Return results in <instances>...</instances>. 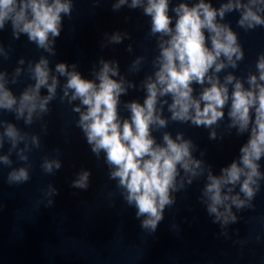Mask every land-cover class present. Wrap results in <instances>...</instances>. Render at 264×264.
<instances>
[{
	"label": "clouds",
	"instance_id": "clouds-1",
	"mask_svg": "<svg viewBox=\"0 0 264 264\" xmlns=\"http://www.w3.org/2000/svg\"><path fill=\"white\" fill-rule=\"evenodd\" d=\"M127 2L118 0L113 10ZM128 6L132 9L142 7L144 15L151 18L150 34L159 35V54L153 62L156 70L143 81V102L125 103L130 115L121 119L120 98L134 85L120 76L118 64L103 59L99 62V70L93 72L94 79L84 78L75 64L69 71L66 63H58L55 71L66 77L60 100L63 102L67 98L69 104L79 101L72 108L79 114L76 126L83 133L91 153L97 158L104 153V161L111 169L109 178L117 181L127 205L136 209V218H143L142 229L155 232L166 206L175 203L171 193L185 187L181 170L188 184L206 171L202 202L208 214L214 217L213 223H220L222 228L236 223L238 217L232 208L237 211L253 208V201L261 190L260 180L264 179L258 163L264 157V52L255 62L258 74L249 72L246 77L237 78L228 73L221 82L219 73L227 68H238V62L245 59L238 33L230 23L221 21L226 14L239 12L238 28L245 32L264 28V0H227L218 8L206 0H198L191 6L180 3L172 9L176 17L174 23L169 15V0H131ZM72 12V0H0V30L10 24L13 38L26 35L29 42L54 54L53 41L49 37L60 36L62 14L71 18ZM111 39L114 43L121 42L118 34ZM141 59L133 61L131 72L140 70ZM48 64L43 57L35 64L31 69L35 83L19 98L6 87L5 74L0 73V109L14 112L16 118H24L26 124L33 122V114L37 111L48 113V105L56 97L59 83L56 76H50ZM19 72L17 69L16 75ZM12 83H16L15 78ZM194 84L202 87L198 97L193 94ZM41 88L47 89L46 96L40 95ZM163 97H170L171 102L161 100ZM158 103L167 105L172 121L190 122L205 128H212L223 120L227 106L230 121L227 127L235 128L238 135L249 134L247 142L239 149V159L214 175L210 166L206 168L202 160L193 157L195 145L190 139H184L182 133L173 138L169 132H164L162 142L158 143L153 130L168 125ZM0 125L4 127L0 147L5 137L11 144L10 151L26 138L15 125L4 121H0ZM209 139H217L215 130L210 132ZM32 142L39 147L36 136L32 137ZM18 154L21 160H27L23 150ZM0 161L11 164L6 155L0 156ZM53 167L59 170L61 162L45 159L42 164L45 173H51ZM89 176V171L81 172L73 181V187L86 189ZM29 179L24 167L11 171L8 176L10 184Z\"/></svg>",
	"mask_w": 264,
	"mask_h": 264
}]
</instances>
